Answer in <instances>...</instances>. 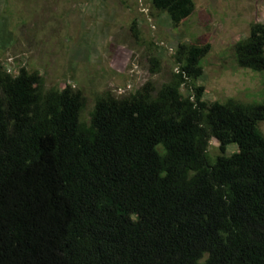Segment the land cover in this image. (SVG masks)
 Segmentation results:
<instances>
[{"label":"trees","instance_id":"16d2710c","mask_svg":"<svg viewBox=\"0 0 264 264\" xmlns=\"http://www.w3.org/2000/svg\"><path fill=\"white\" fill-rule=\"evenodd\" d=\"M195 10L151 0L174 27ZM210 47L180 42L170 81L105 91L88 121L82 90L0 62V264H264V100L205 99ZM234 55L264 73V23Z\"/></svg>","mask_w":264,"mask_h":264},{"label":"rangeland","instance_id":"374dc122","mask_svg":"<svg viewBox=\"0 0 264 264\" xmlns=\"http://www.w3.org/2000/svg\"><path fill=\"white\" fill-rule=\"evenodd\" d=\"M194 1L192 16L174 27L167 13H151V0H0V62L14 74L38 70L47 87L82 90L88 121L99 94L124 97L147 82L157 90L178 70L180 42L209 43L198 80L205 99L263 101L264 73L238 66L234 44L264 23V0ZM218 147L212 138L211 156ZM237 150L231 144L226 154Z\"/></svg>","mask_w":264,"mask_h":264}]
</instances>
